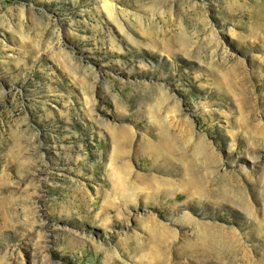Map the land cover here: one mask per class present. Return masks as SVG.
<instances>
[{
  "label": "rangeland",
  "instance_id": "1",
  "mask_svg": "<svg viewBox=\"0 0 264 264\" xmlns=\"http://www.w3.org/2000/svg\"><path fill=\"white\" fill-rule=\"evenodd\" d=\"M0 264H264V0H0Z\"/></svg>",
  "mask_w": 264,
  "mask_h": 264
},
{
  "label": "bare ground",
  "instance_id": "2",
  "mask_svg": "<svg viewBox=\"0 0 264 264\" xmlns=\"http://www.w3.org/2000/svg\"><path fill=\"white\" fill-rule=\"evenodd\" d=\"M104 9L106 11V14L109 17H113V7H112V5L109 2H105L104 3ZM160 129H161L160 131H163L164 128H162V126H160Z\"/></svg>",
  "mask_w": 264,
  "mask_h": 264
}]
</instances>
